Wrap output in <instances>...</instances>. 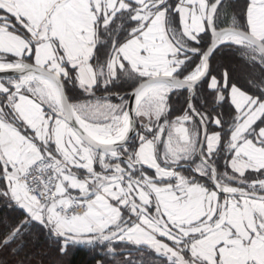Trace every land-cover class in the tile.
<instances>
[{"label":"snow or ice","instance_id":"obj_1","mask_svg":"<svg viewBox=\"0 0 264 264\" xmlns=\"http://www.w3.org/2000/svg\"><path fill=\"white\" fill-rule=\"evenodd\" d=\"M0 74L12 264H264V0H0Z\"/></svg>","mask_w":264,"mask_h":264},{"label":"trees","instance_id":"obj_2","mask_svg":"<svg viewBox=\"0 0 264 264\" xmlns=\"http://www.w3.org/2000/svg\"><path fill=\"white\" fill-rule=\"evenodd\" d=\"M214 66H230V70L233 73L234 80L243 87L244 85V69L240 68L235 63H230V58L224 57H217L216 60L213 61ZM184 98L182 95H174V98L171 100L173 111L170 113L172 118L174 119L177 115L181 114L183 105H184ZM224 115L225 118H227L228 115V109L227 107L224 108ZM224 165L223 163L220 164V168L223 169ZM5 217H8L9 219H12L13 214L8 213L7 211L3 210L2 207H0V220L4 219ZM49 250V256L51 260L53 261V264L57 260H59V257H56L54 254V250L50 249V242L43 236H40L37 240V243L35 247L32 249L34 252H41V250ZM99 257L84 251H74L69 257H66L64 260V264H98ZM0 261L3 262V264H12V257L9 256L7 253H0Z\"/></svg>","mask_w":264,"mask_h":264},{"label":"water","instance_id":"obj_3","mask_svg":"<svg viewBox=\"0 0 264 264\" xmlns=\"http://www.w3.org/2000/svg\"><path fill=\"white\" fill-rule=\"evenodd\" d=\"M8 75H11V74H0V76H8Z\"/></svg>","mask_w":264,"mask_h":264}]
</instances>
